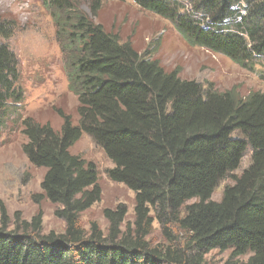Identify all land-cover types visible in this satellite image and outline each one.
Here are the masks:
<instances>
[{
	"label": "trees",
	"instance_id": "16d2710c",
	"mask_svg": "<svg viewBox=\"0 0 264 264\" xmlns=\"http://www.w3.org/2000/svg\"><path fill=\"white\" fill-rule=\"evenodd\" d=\"M103 1L93 0L94 14ZM134 1L170 19L194 44L250 68L264 58V0H245L246 14L239 11L243 0H188L189 9L184 0ZM48 2L64 11L59 17L68 29V80L78 95L79 120L75 124L59 110L63 125L57 131L25 117L23 151L46 169L40 196L59 205L55 214L66 227L42 234L38 214L11 228L1 204L0 264H206L215 249L231 250L223 264H264V92L241 96L183 79L180 70H166L69 0ZM15 30V22L0 14V39ZM19 80L18 57L0 41V126L11 105L24 100ZM84 133L113 162L109 178L135 193V221L125 228L123 203L104 209L108 232L96 222L90 230L81 225V213L103 195L96 164L71 152ZM248 149L250 164L221 200H213ZM155 219L170 236L167 246L147 239ZM169 223L185 234L182 246L169 234ZM242 255L248 260H239Z\"/></svg>",
	"mask_w": 264,
	"mask_h": 264
},
{
	"label": "rangeland",
	"instance_id": "374dc122",
	"mask_svg": "<svg viewBox=\"0 0 264 264\" xmlns=\"http://www.w3.org/2000/svg\"><path fill=\"white\" fill-rule=\"evenodd\" d=\"M69 1L79 12L118 35L122 42H130L140 53L158 59L166 70H180L183 79H194L220 91L235 90L241 96L252 91L264 92V58L257 59L250 68L221 52L194 44L170 19L141 7L134 0H104L96 14L92 11L93 0ZM184 1L189 9L191 2ZM238 6L236 9L247 13L245 0ZM59 12L64 11L50 6L48 0H0V14L12 19L16 26L10 39L0 41L6 42L18 57V85L24 96L23 102L11 105L6 121L0 126V205L7 209L11 228L23 221L31 222L34 216L41 214L42 234H60L65 231L66 223L55 214L59 205L40 196L46 169L33 165L24 153L27 138L22 131V121L29 116L60 131L63 118L59 110L70 114L75 124L79 120L78 95L70 89L68 80V60L72 54L68 29L63 27ZM71 152L96 164L103 191L102 199L81 213V225L90 230L96 222L108 232L104 209L115 208L120 203L128 209L123 228L127 223L133 224L135 193L125 184L109 178L108 170L114 164L101 146L84 133L71 147ZM250 157L248 149L241 167L219 182L213 200H221L225 187L233 184L235 176L250 164ZM168 229L169 234L177 238V245L182 246L185 234L174 223H169ZM169 238L155 219L148 241L152 246H167ZM230 256L231 250L215 249L206 255V264H223ZM248 257L242 255L239 260L246 261Z\"/></svg>",
	"mask_w": 264,
	"mask_h": 264
}]
</instances>
